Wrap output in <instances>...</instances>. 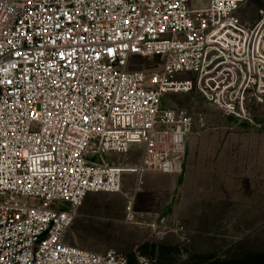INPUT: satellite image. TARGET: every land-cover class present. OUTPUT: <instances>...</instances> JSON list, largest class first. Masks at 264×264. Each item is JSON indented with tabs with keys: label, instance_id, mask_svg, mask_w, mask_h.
I'll return each mask as SVG.
<instances>
[{
	"label": "built area",
	"instance_id": "built-area-1",
	"mask_svg": "<svg viewBox=\"0 0 264 264\" xmlns=\"http://www.w3.org/2000/svg\"><path fill=\"white\" fill-rule=\"evenodd\" d=\"M251 1L0 0V264H130L67 235L87 197L121 194L126 174L183 173L194 118L166 95L197 92L254 123L264 10L243 21ZM135 199L128 224H140Z\"/></svg>",
	"mask_w": 264,
	"mask_h": 264
},
{
	"label": "rangeland",
	"instance_id": "rangeland-1",
	"mask_svg": "<svg viewBox=\"0 0 264 264\" xmlns=\"http://www.w3.org/2000/svg\"><path fill=\"white\" fill-rule=\"evenodd\" d=\"M262 10L264 0H253L239 16L243 21L254 23L258 21ZM151 64L144 63L136 69H149ZM163 106L187 109L191 113L194 126L190 139L215 134L252 137L255 150L245 152L244 145L237 144L238 153L235 156L242 160L247 157L250 169L255 170L254 182L264 184L263 175L259 172L264 165V103L254 106V123H240L224 117L197 92L168 94ZM137 162L135 156L129 159L130 164ZM187 194L191 203L199 202L198 191ZM237 195L235 200L221 204L229 206L221 217L246 215L252 217L248 223L201 225L198 212L197 215L192 213L188 217V233L185 229L184 237L170 236L161 242L158 237L164 235V229H153L146 224L142 226L140 221V224L126 222L130 201L121 194H92L80 209L79 217L67 235V242L100 254L110 250L118 251L128 256L130 264H138L139 255L154 257L159 264H264V192L261 190ZM180 214L177 218L182 224V212Z\"/></svg>",
	"mask_w": 264,
	"mask_h": 264
},
{
	"label": "crops",
	"instance_id": "crops-1",
	"mask_svg": "<svg viewBox=\"0 0 264 264\" xmlns=\"http://www.w3.org/2000/svg\"><path fill=\"white\" fill-rule=\"evenodd\" d=\"M237 144H243L245 152L255 150L253 139L248 135L215 134L189 138L183 175L145 174L140 179L137 174H126L121 196L127 201L135 196L139 221L142 226L146 224L154 229H163L159 216L176 218L181 212V222L187 233L188 217L197 212L201 225L248 223L252 217L246 215L221 217L229 209L228 205L221 204L238 198L237 193L264 192V184L254 182L255 170L250 169L249 159L235 156ZM259 172L264 178V165ZM191 191L199 192L198 203L188 199L187 192ZM170 236L176 238L175 235L160 234L158 239L162 242Z\"/></svg>",
	"mask_w": 264,
	"mask_h": 264
}]
</instances>
